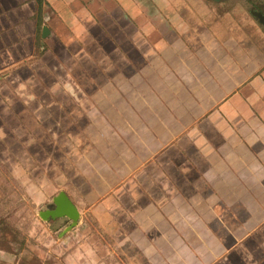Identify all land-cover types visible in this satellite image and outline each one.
<instances>
[{"label": "crops", "instance_id": "obj_1", "mask_svg": "<svg viewBox=\"0 0 264 264\" xmlns=\"http://www.w3.org/2000/svg\"><path fill=\"white\" fill-rule=\"evenodd\" d=\"M204 2L0 0V117L72 127L54 264H264V0Z\"/></svg>", "mask_w": 264, "mask_h": 264}, {"label": "rangeland", "instance_id": "obj_2", "mask_svg": "<svg viewBox=\"0 0 264 264\" xmlns=\"http://www.w3.org/2000/svg\"><path fill=\"white\" fill-rule=\"evenodd\" d=\"M20 108L17 103L18 120L8 109L0 117V264H54L46 250L57 246V236L40 211L71 171L66 164L71 142L64 137L69 135L57 129L58 122L69 120H31L37 112ZM64 126L72 130L70 122Z\"/></svg>", "mask_w": 264, "mask_h": 264}, {"label": "water", "instance_id": "obj_3", "mask_svg": "<svg viewBox=\"0 0 264 264\" xmlns=\"http://www.w3.org/2000/svg\"><path fill=\"white\" fill-rule=\"evenodd\" d=\"M253 14L258 18V20L264 27V15L259 11H253ZM40 216L43 220L46 221L50 218L67 217L72 220V224L66 229L69 230L78 221L79 212L73 202L66 195V193L60 192L54 198V208L41 211Z\"/></svg>", "mask_w": 264, "mask_h": 264}]
</instances>
